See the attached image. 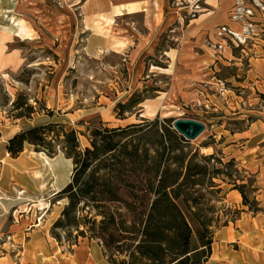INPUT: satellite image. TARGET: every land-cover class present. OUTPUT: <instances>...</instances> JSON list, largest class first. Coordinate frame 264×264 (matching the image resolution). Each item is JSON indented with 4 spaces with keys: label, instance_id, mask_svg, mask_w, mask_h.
<instances>
[{
    "label": "rangeland",
    "instance_id": "374dc122",
    "mask_svg": "<svg viewBox=\"0 0 264 264\" xmlns=\"http://www.w3.org/2000/svg\"><path fill=\"white\" fill-rule=\"evenodd\" d=\"M19 1L22 8L15 13ZM208 1L149 0L150 24L139 13L124 17L126 21L118 25L108 0H0L3 26L16 31L17 19L13 22L10 16L17 15L25 35L4 47V51L20 50L19 67L0 70V231L4 232L0 245L3 239L8 241L5 233L12 227L29 226L40 231L30 255L34 261L44 256L43 233L63 252L76 245L86 251L90 244L88 238L79 237L69 246L63 231L60 241L51 233L65 203L55 198L54 188L69 179L71 160L60 150L51 155L43 152L52 164L46 172L42 154L32 145L25 143L16 157L5 149L15 133L46 121L84 130L86 125H126L154 118L167 119L171 125L177 118L200 120L204 130L188 145L203 155L215 153L222 161L232 158L231 169H237L234 176L246 183V197L256 208L252 211H264V98L260 96L264 94V0ZM171 6L180 9L178 25L172 23ZM203 10H218L213 16L220 22L206 32L195 25L187 29ZM153 11L162 13L161 20ZM160 23L161 28H154ZM17 93L26 94L37 109L34 100L41 101L53 116L36 112L30 119L10 118V102ZM79 140L82 146L87 144L83 135ZM36 171L41 178L35 177ZM215 181L222 196L212 202L219 207L218 225L239 210L233 206L235 197L226 196L231 184ZM96 243L92 240L91 245ZM197 245L193 234L190 247Z\"/></svg>",
    "mask_w": 264,
    "mask_h": 264
},
{
    "label": "trees",
    "instance_id": "16d2710c",
    "mask_svg": "<svg viewBox=\"0 0 264 264\" xmlns=\"http://www.w3.org/2000/svg\"><path fill=\"white\" fill-rule=\"evenodd\" d=\"M34 101L38 109L26 94L17 93L8 116H53L41 101ZM79 135L86 138L85 146ZM188 142L167 119L101 123L84 130L46 121L15 133L5 149L16 157L27 143L48 155L60 150L71 160L68 181L54 193L57 200H65L51 227L56 240L60 230L69 246L79 237L97 240L109 264H203L218 221L219 207L212 202L222 199L215 180L231 184L242 204L256 208L246 197L243 178L233 174L238 170L231 169L232 158L200 154ZM193 234L198 245L191 248Z\"/></svg>",
    "mask_w": 264,
    "mask_h": 264
},
{
    "label": "crops",
    "instance_id": "0c3cea01",
    "mask_svg": "<svg viewBox=\"0 0 264 264\" xmlns=\"http://www.w3.org/2000/svg\"><path fill=\"white\" fill-rule=\"evenodd\" d=\"M108 2L110 4L108 7L109 12L118 25L125 20L124 17L139 13L145 15L148 20L146 24H150L152 20L151 12L147 11V8H149V0H108ZM211 2L213 5L215 4V1ZM207 3L209 4L210 0ZM130 5H137V7L128 11L127 7ZM116 8H119L118 12L115 11ZM220 8L223 9L219 7L218 10ZM218 10L216 12L203 10L196 18L190 20L186 28L188 29L195 25L198 31L202 30L206 32L220 22V18L217 19V17L213 16L217 14ZM14 12L18 13V11ZM169 14L172 18V23H176L175 25L181 23L179 21V7H169ZM158 15L161 20L162 13L153 11L155 18ZM10 17L14 20H20L14 14ZM154 22L155 24L157 23L156 21ZM161 25V23L155 25L154 28L160 27ZM8 27V24L7 26H3L1 17L0 70L18 68L21 60V52L18 48L14 47L10 51H4V47L7 42L23 39L25 35L23 37L19 35V26L13 32L9 31ZM145 36H147V33ZM147 39L149 40L150 38ZM10 60H12L11 63ZM67 181V179H63L57 190L64 186ZM237 194L239 198H237ZM229 195L235 197V204L233 206L237 207L239 214L233 219L225 218L222 223L219 222L214 228L211 251L203 264H264V211H252L246 205L242 204V198L237 189H230L226 196L229 197ZM0 232L1 234L4 233L2 230ZM37 232L40 231L31 226L28 228L23 227L21 230H18V228L13 229L12 227V229L7 231L5 234L8 241L5 242V239H3L0 245L2 254L0 256V264H109L106 257L102 254L100 243L99 245L96 243V246H93L91 245L92 240H90L86 251L83 246L76 245L69 252H63L58 245L55 246L50 243L48 238H45V233H43L42 237V246L40 245L44 256H42L41 261H34L30 255L33 253L34 244H36L35 234Z\"/></svg>",
    "mask_w": 264,
    "mask_h": 264
},
{
    "label": "water",
    "instance_id": "95a60500",
    "mask_svg": "<svg viewBox=\"0 0 264 264\" xmlns=\"http://www.w3.org/2000/svg\"><path fill=\"white\" fill-rule=\"evenodd\" d=\"M172 127L185 139L193 140L204 130V123L197 119L177 118L172 122Z\"/></svg>",
    "mask_w": 264,
    "mask_h": 264
},
{
    "label": "bare ground",
    "instance_id": "6f19581e",
    "mask_svg": "<svg viewBox=\"0 0 264 264\" xmlns=\"http://www.w3.org/2000/svg\"><path fill=\"white\" fill-rule=\"evenodd\" d=\"M19 3L20 4H18V7L15 9V11H20V7L22 8V4H21V2L19 1ZM137 7V5H130V6H128L127 7V9H128V11L129 10H132V9H134V8H136ZM115 11H119V8H116V10ZM16 20H14L13 19V22H15ZM15 26H19L18 28H20V32H19V35H23L22 33V31H24V26H23V23H21V21L20 20H17V24L15 25ZM227 51H228V49H227ZM38 154H42V157H41V163H42V165L44 166V168H45V171L46 172H48V171H50L51 170V168H52V164H51V162H50V158L49 157H47L42 151H39V152H37ZM65 159H67V160H70L69 158H66L65 157ZM35 177L36 178H41V174L39 173V172H35ZM59 183H61V182H59ZM59 185V184H58ZM58 185L54 188V193H56L58 190Z\"/></svg>",
    "mask_w": 264,
    "mask_h": 264
},
{
    "label": "built area",
    "instance_id": "2783aa9c",
    "mask_svg": "<svg viewBox=\"0 0 264 264\" xmlns=\"http://www.w3.org/2000/svg\"><path fill=\"white\" fill-rule=\"evenodd\" d=\"M195 4H197V2H195L194 4H193V7H194V10H196V9H198V5H195Z\"/></svg>",
    "mask_w": 264,
    "mask_h": 264
}]
</instances>
